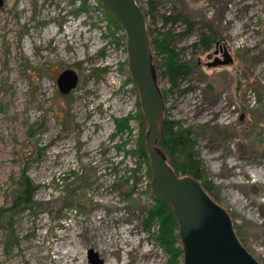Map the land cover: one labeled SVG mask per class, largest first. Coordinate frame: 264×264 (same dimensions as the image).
I'll return each instance as SVG.
<instances>
[{
  "label": "rangeland",
  "instance_id": "374dc122",
  "mask_svg": "<svg viewBox=\"0 0 264 264\" xmlns=\"http://www.w3.org/2000/svg\"><path fill=\"white\" fill-rule=\"evenodd\" d=\"M136 2L150 38L169 35L178 60L193 64L171 86L163 54L153 52L163 119L193 132L204 183L264 264V0ZM179 13L188 32L180 21L164 22ZM208 29L219 39L205 50L199 38ZM224 49L232 61L208 66ZM67 68L79 81L63 95L56 78ZM122 118L127 124L118 130ZM146 130L126 35L99 0H4L0 209L21 190L22 174L34 205L0 222V264H89V250L111 264H167L144 216L154 203L151 170L134 150Z\"/></svg>",
  "mask_w": 264,
  "mask_h": 264
},
{
  "label": "water",
  "instance_id": "95a60500",
  "mask_svg": "<svg viewBox=\"0 0 264 264\" xmlns=\"http://www.w3.org/2000/svg\"><path fill=\"white\" fill-rule=\"evenodd\" d=\"M99 1L126 35L128 70L147 125L144 147L151 170L150 190L156 202L172 208L182 264H259L241 244L227 211L211 198L198 179L176 174L158 145L165 99L157 84L145 13L136 0ZM3 4L4 0H0V9ZM222 57H215L207 65H227L232 61L226 49ZM78 81L77 73L70 68L56 78L63 95L73 91ZM87 260L89 264H104L93 250L87 252Z\"/></svg>",
  "mask_w": 264,
  "mask_h": 264
},
{
  "label": "trees",
  "instance_id": "16d2710c",
  "mask_svg": "<svg viewBox=\"0 0 264 264\" xmlns=\"http://www.w3.org/2000/svg\"><path fill=\"white\" fill-rule=\"evenodd\" d=\"M180 21L187 25L185 32L190 30V22L185 14L179 13L174 17H165L164 22ZM149 34L152 30L148 28ZM219 35L212 29L202 32L199 38V45L205 50L211 49L217 43ZM172 38L163 34L159 39H151L153 52L163 54V64L165 73L168 76L171 86L178 84L179 80L185 79L193 66L191 61H180L177 58V52L171 47ZM196 44H194L195 46ZM154 64V62H153ZM185 91V89L183 90ZM164 96V93H163ZM165 98V97H164ZM117 129L125 128L127 119H116ZM145 135L141 132L136 140L134 150L139 160L148 163L145 147ZM159 147L167 156V160L174 172L179 175H190L198 179L205 191L215 200L212 195V189L209 183H204V166L199 158L198 151L194 149L195 141L193 132L188 128H183L177 120L163 119L161 122V131L158 141ZM133 175L140 169V163L134 168ZM21 190L13 198L10 207L0 209V222L6 214H10L19 209L31 210L34 202L32 200L33 185L31 179L26 175L21 176ZM216 201V200H215ZM145 222H148L150 228H156L153 233L155 241L168 255L167 264H181L182 250L177 235L178 226L172 208L168 205L158 203L154 200L152 206L144 210ZM238 237V236H237Z\"/></svg>",
  "mask_w": 264,
  "mask_h": 264
},
{
  "label": "bare ground",
  "instance_id": "6f19581e",
  "mask_svg": "<svg viewBox=\"0 0 264 264\" xmlns=\"http://www.w3.org/2000/svg\"><path fill=\"white\" fill-rule=\"evenodd\" d=\"M51 32H52L51 29H48V30H46L45 34L47 35L48 33H51ZM72 252H73V251H72ZM66 253H67V252H66ZM69 253H70V252H69ZM69 253H67V254H69ZM146 253H149V252L147 251ZM67 254H66V255H67ZM64 255H65V254H64ZM73 256H74V255H73ZM69 257H70V256H69ZM69 257H68V258H69ZM65 258H66V257H65ZM65 258H64V259H65ZM68 258H67V259H68ZM71 261H72V260H71ZM104 264H111V263H110L109 261H104Z\"/></svg>",
  "mask_w": 264,
  "mask_h": 264
},
{
  "label": "flooded vegetation",
  "instance_id": "af4514ba",
  "mask_svg": "<svg viewBox=\"0 0 264 264\" xmlns=\"http://www.w3.org/2000/svg\"><path fill=\"white\" fill-rule=\"evenodd\" d=\"M215 45H217V43ZM218 48H220V46H218ZM217 53H219V52H217Z\"/></svg>",
  "mask_w": 264,
  "mask_h": 264
}]
</instances>
